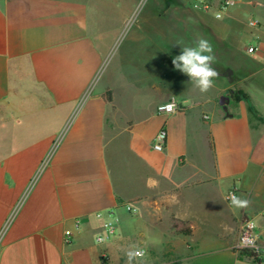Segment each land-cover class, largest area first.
<instances>
[{
    "label": "crops",
    "instance_id": "obj_1",
    "mask_svg": "<svg viewBox=\"0 0 264 264\" xmlns=\"http://www.w3.org/2000/svg\"><path fill=\"white\" fill-rule=\"evenodd\" d=\"M238 3L253 16L263 4ZM134 4L0 0V264H124L132 241L148 256L239 264L245 217L264 248V21L160 0L128 24ZM203 30L220 73L211 94L172 64ZM172 98L181 111L157 113ZM232 190L249 207L228 204ZM110 210L116 235L98 244Z\"/></svg>",
    "mask_w": 264,
    "mask_h": 264
},
{
    "label": "built area",
    "instance_id": "obj_2",
    "mask_svg": "<svg viewBox=\"0 0 264 264\" xmlns=\"http://www.w3.org/2000/svg\"><path fill=\"white\" fill-rule=\"evenodd\" d=\"M237 0H190L191 7L195 11L202 12L204 14L211 15L213 18L221 20L225 17L230 7L236 5ZM257 23L255 21L250 22L251 27H255ZM247 53L252 54L256 51L253 46H248L246 49ZM181 111V107L176 99L172 98L170 101L160 104L157 107V113L163 115H174ZM168 140V134L165 129H161L152 144V148L156 152H163L165 150ZM235 194V190L230 191L225 196V200L228 204L230 202V194ZM131 211V207H128ZM108 220L105 221L104 229L105 234L99 235L96 238L98 244H103L110 238H113L117 232L116 219L113 217V211H108ZM98 218H102L103 214L98 213ZM257 223L252 218H243L239 236L236 244L233 247L234 253L237 255L240 263L239 264H264V248L259 244ZM69 241V239H68ZM103 259H108L107 256L102 255Z\"/></svg>",
    "mask_w": 264,
    "mask_h": 264
},
{
    "label": "clouds",
    "instance_id": "obj_3",
    "mask_svg": "<svg viewBox=\"0 0 264 264\" xmlns=\"http://www.w3.org/2000/svg\"><path fill=\"white\" fill-rule=\"evenodd\" d=\"M179 45V44H178ZM181 52L172 59L175 70L186 75L195 89L200 93H207L214 87V81L220 76L219 71L213 67L215 56L212 45L208 40L197 36L191 45L181 46ZM231 205L238 209L249 207L250 201L246 198L230 194ZM127 264L142 259L145 252L133 248L125 252Z\"/></svg>",
    "mask_w": 264,
    "mask_h": 264
},
{
    "label": "rangeland",
    "instance_id": "obj_4",
    "mask_svg": "<svg viewBox=\"0 0 264 264\" xmlns=\"http://www.w3.org/2000/svg\"><path fill=\"white\" fill-rule=\"evenodd\" d=\"M156 1H160V0H138V5L136 6L134 4L136 6V8H135L133 14L130 17H128V19H127L128 24H131V23H134L137 21H142L144 17H146L152 13H156V11H157ZM241 1H244V0H241ZM253 1H257V0H253ZM261 1L263 4L260 6L257 5L255 7L256 11H258V14L255 13V16H253L250 11H246L244 9L245 6L242 5L244 3H238V4L230 7L229 10L238 9V8L243 9L244 10V12H243L244 23L246 24V26H248V28L255 29V27L253 28L250 26L251 21H255L257 23L264 21V0H261ZM246 2H249V1H246ZM174 10L177 11L176 9H174ZM209 32L210 31H207V30L204 31L203 30L201 36L210 42L211 35ZM172 81H173L172 86L174 88L179 89V84H178L177 80L172 79ZM211 93H213V92L210 89L207 92V94H211ZM129 244H130L129 245L130 249H133L134 247L139 248V245L136 243V241H132ZM207 259L208 258L206 255H200L193 260L192 264H235L234 263L235 259L228 257V256H221V257L215 258V260L211 259L209 261H207ZM124 264H127V260H126V263H124ZM133 264H187V262L183 261L179 256L173 255V254H167V255L152 254L151 256H148L147 254H145V256L142 259L134 261Z\"/></svg>",
    "mask_w": 264,
    "mask_h": 264
},
{
    "label": "trees",
    "instance_id": "obj_5",
    "mask_svg": "<svg viewBox=\"0 0 264 264\" xmlns=\"http://www.w3.org/2000/svg\"><path fill=\"white\" fill-rule=\"evenodd\" d=\"M233 98H234L235 101H240V100L247 99V96L243 92H241V91H236V92L233 93ZM107 100L108 101H111V98L108 96L107 97ZM249 111H250V113L252 115H255L256 114V112L252 108H250Z\"/></svg>",
    "mask_w": 264,
    "mask_h": 264
},
{
    "label": "water",
    "instance_id": "obj_6",
    "mask_svg": "<svg viewBox=\"0 0 264 264\" xmlns=\"http://www.w3.org/2000/svg\"><path fill=\"white\" fill-rule=\"evenodd\" d=\"M220 103H221V105L226 106L227 103H228V99L227 98H225V99L223 98V99H221Z\"/></svg>",
    "mask_w": 264,
    "mask_h": 264
}]
</instances>
